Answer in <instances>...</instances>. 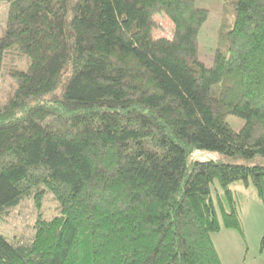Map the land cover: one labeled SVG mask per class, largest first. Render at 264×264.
I'll use <instances>...</instances> for the list:
<instances>
[{
  "label": "trees",
  "instance_id": "16d2710c",
  "mask_svg": "<svg viewBox=\"0 0 264 264\" xmlns=\"http://www.w3.org/2000/svg\"><path fill=\"white\" fill-rule=\"evenodd\" d=\"M0 1V71L9 55L28 61L0 98V217L26 200L38 210L31 237L0 231V264H223L219 209L242 230L231 185L264 202V0L230 1L212 66L198 54L210 10L195 0ZM158 12L173 39L154 36ZM200 149L231 160L190 167Z\"/></svg>",
  "mask_w": 264,
  "mask_h": 264
},
{
  "label": "rangeland",
  "instance_id": "374dc122",
  "mask_svg": "<svg viewBox=\"0 0 264 264\" xmlns=\"http://www.w3.org/2000/svg\"><path fill=\"white\" fill-rule=\"evenodd\" d=\"M231 0H195L199 7L210 10L207 21L199 32V58L208 66L214 63L219 33L223 25L230 27L234 19ZM9 14V3L0 1V37L6 33ZM153 34L156 38L175 36V24L165 12H158L154 16ZM27 60L17 54L9 55L3 69L0 71V98H6L15 80L9 75L10 68L15 65L27 68ZM227 121L236 130H240L245 120L229 114ZM196 160L229 161L231 158L212 150H197L189 158V166ZM231 188L236 191L242 230L228 229L223 225V218L219 209V219L222 229L214 233L212 238L222 259L223 264H264V202L260 200L253 183L246 186L244 182L233 183ZM217 192L224 194L219 181L212 184V194L215 202L218 200ZM221 194V195H222ZM42 212L46 217L58 214V205L47 195ZM38 210L31 200L23 201L18 207L11 210L10 215L3 219L0 217V231L8 237H21L27 239L34 233V223Z\"/></svg>",
  "mask_w": 264,
  "mask_h": 264
}]
</instances>
